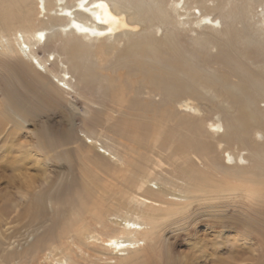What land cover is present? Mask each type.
I'll return each instance as SVG.
<instances>
[{"label": "bare ground", "instance_id": "6f19581e", "mask_svg": "<svg viewBox=\"0 0 264 264\" xmlns=\"http://www.w3.org/2000/svg\"><path fill=\"white\" fill-rule=\"evenodd\" d=\"M0 66L30 77L13 78L30 98L8 95L22 125L34 116L28 104L75 94L96 106L84 115L124 127L128 143L123 155L100 144L86 182L75 175L54 195L44 189L23 213L0 191V217L13 210L35 228L30 255L80 263L97 247L111 264L139 252L145 264H194L200 250L172 255L163 236L210 194L219 237L234 233L251 246L204 255L212 264H264V0H0ZM94 88L97 102L82 93Z\"/></svg>", "mask_w": 264, "mask_h": 264}, {"label": "rangeland", "instance_id": "374dc122", "mask_svg": "<svg viewBox=\"0 0 264 264\" xmlns=\"http://www.w3.org/2000/svg\"><path fill=\"white\" fill-rule=\"evenodd\" d=\"M42 6L43 3L40 1V7ZM51 46L52 48L55 47V45ZM40 56H44L43 52H40ZM17 71L24 80H30L29 75L23 74L22 70H8L0 66V175L6 177L0 181V191L1 196L12 200L11 208L17 210L16 207H18V211L23 213L22 211H25L27 203L33 201V197L42 196L43 198L42 194H45V190L50 187L51 193L54 195L56 187L69 184L70 179L73 176L75 177V175L79 178L76 182H86L87 177L83 175L87 168L90 167L92 170L97 171L95 166H98L99 161L95 158V155L98 152H103V148L99 147L100 144L110 146L123 155L128 153L126 151L128 143H125L122 137L124 127L109 128L105 121L106 117L98 119L93 113L90 116L84 115L83 112L86 108L92 107L93 109L96 106L94 107L93 103H89L86 98L78 97L75 94L66 93V95H61V102L48 96L47 102L34 101L28 104L26 108L28 109L29 107L30 110L31 107L34 110V116L25 120L28 124L22 125L23 121L19 120L16 115L11 114L13 109L18 116L24 118L22 114L16 111L19 103L8 97V95H11V91H15L18 94L20 92L24 99L30 98V95L29 97L25 95L21 84L13 81ZM9 84L11 87H9ZM7 88L9 89L7 90ZM95 92L96 88L93 91L82 90L84 95L86 94L97 102L99 97ZM66 99L78 109L76 113L69 110L71 109L69 102L62 104ZM200 104L202 110H205V105L203 103ZM261 106L264 108V104ZM219 118L220 116H214L213 119L218 121ZM114 121V123H117L116 120ZM42 125H44V128L40 131V126ZM68 133H71L72 136H68ZM92 139L93 142H90ZM95 141L98 142V147L94 146ZM106 153L108 154V152ZM8 179H15L17 187L14 189L7 187L5 182H8ZM17 191L22 194L15 195ZM29 191L30 201L25 195ZM203 195L200 194L201 197ZM210 198H213L210 194L206 198L202 197V200L197 202L190 211L180 217L187 218V220L183 222L179 231L174 234H164L163 240L167 239L165 242H167L170 251H172V255L181 254L186 257L190 254L191 257L192 254L202 253V257L201 255L199 256V261L193 263L212 264L210 256L204 255V253L211 255L215 253L217 256L226 258L230 254L228 252L236 247H241L244 250L251 246L250 243L248 245L244 241L237 240L234 233H228L224 240L219 237L221 226L214 221L221 214L218 208L215 211L214 208H211V205H218V200H210ZM23 200L26 203H23ZM45 200V207H47L50 199L45 198ZM262 203L261 206L264 209V202L262 201ZM12 213L9 217H0V264H51L49 263L51 258L46 260L49 254L48 251L43 252L40 250L34 257L27 252L36 239L35 228L28 226L29 221L27 219L18 220L16 218L18 216L17 212L12 210ZM196 240L203 242L205 245L194 248L191 244L193 241L196 242ZM222 241L226 242L222 243ZM91 247V251L93 249L96 250L93 256L96 258L89 259L87 260L88 262L80 261V263H74L68 261L67 263L111 264L102 260L104 257H101L103 255L98 252H103L102 249L97 247L92 249ZM74 251H77L78 255H82L76 246H74ZM131 255L129 254L125 257H130ZM12 256L11 262H1V258L9 259ZM133 256H141V259H125L127 260L125 262L119 260V258H114L110 261L113 264H145L141 252L134 253Z\"/></svg>", "mask_w": 264, "mask_h": 264}]
</instances>
